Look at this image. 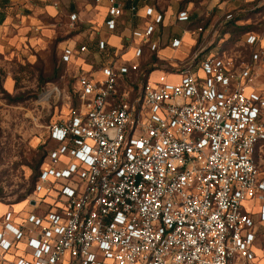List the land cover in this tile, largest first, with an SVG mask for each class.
I'll use <instances>...</instances> for the list:
<instances>
[{"label":"built area","instance_id":"built-area-1","mask_svg":"<svg viewBox=\"0 0 264 264\" xmlns=\"http://www.w3.org/2000/svg\"><path fill=\"white\" fill-rule=\"evenodd\" d=\"M109 4L104 25L114 32L125 0ZM136 12L131 5V20ZM146 16L124 47H133L136 60L146 45L157 50L150 38L163 16L151 7ZM188 18L187 11L177 15ZM215 37L220 28L208 34V49L219 46ZM262 39L245 35L248 60L237 52L203 54L202 46L189 68L182 69L187 61L156 80L149 75L138 95L119 86L137 63L107 64L101 81L78 76L76 106L68 91L48 83L43 97L65 101L69 112L48 125L53 148L30 197L48 209L28 217L40 230L28 238L32 260L16 264H255V214L264 221V174L255 160L264 144ZM106 46L99 39L98 48ZM76 52L65 46L62 59L69 63ZM252 201L259 207L245 211ZM7 246L2 239V253Z\"/></svg>","mask_w":264,"mask_h":264},{"label":"rangeland","instance_id":"rangeland-1","mask_svg":"<svg viewBox=\"0 0 264 264\" xmlns=\"http://www.w3.org/2000/svg\"><path fill=\"white\" fill-rule=\"evenodd\" d=\"M58 3L54 8L49 0H19L17 8L11 10L0 26V203L11 206L23 202L17 209L26 212L33 210L24 203L32 196L24 195L32 185L33 168L53 147L48 125L66 118L69 112L68 103L55 98L47 100L42 95L43 89L53 83L74 93L76 79L83 74L82 60L92 66L85 76L92 74L95 78H91L96 80L102 70V65L96 62L100 55L93 52L96 41L103 35L100 15L84 0H58ZM74 13L78 18L72 20ZM242 23H245L243 29L232 28L229 32L231 42L227 48L228 52L241 53L248 60L252 49L243 46L244 36L253 31L263 38L264 19L251 18ZM67 44L77 49L83 45L88 47L89 53L77 59L80 69L75 68V64L62 62V49ZM129 51L126 47L117 57L111 54V58L119 60ZM212 51L216 53L219 49L214 47ZM150 52L148 57L157 56V50ZM261 55L264 58V52ZM145 61L140 57L133 62L138 64L137 69H131L129 75L120 80L121 90L129 89L133 95L140 93ZM187 61H165L166 64L153 68L151 80H156L168 65L182 68ZM177 79V73L170 76L172 81ZM256 159L264 171V144L258 148ZM253 204L258 207L257 203Z\"/></svg>","mask_w":264,"mask_h":264},{"label":"crops","instance_id":"crops-1","mask_svg":"<svg viewBox=\"0 0 264 264\" xmlns=\"http://www.w3.org/2000/svg\"><path fill=\"white\" fill-rule=\"evenodd\" d=\"M18 1L19 0H0V10L4 5L6 18L9 14H11V10L17 8L16 4ZM49 1L55 8L52 3L53 1L58 2V0ZM84 1H86L88 4L87 6L99 14L102 19V25L100 26L103 27V35H101L99 39H104L107 42L106 50H109V54L101 55V50L97 45L96 52H94L100 55V59L96 62L102 65V69L107 64H115L117 66L123 63H133L136 61L135 50L133 47H127V49L131 51L124 54V56H122L119 60L117 58L114 59L111 57L113 54L115 57H117L119 51L124 49L126 45H129L132 29H140L144 27L146 22L150 20V18L146 16V11L149 7L153 8L155 14L159 13L163 16V22L158 25L150 38V44H157L156 54L159 60L158 63L174 61L175 59L180 61H185L186 59L189 60L188 58L192 55V52L196 49V47H208V34L210 33L211 29L218 28L217 25L222 19L225 18L226 14L232 12L235 9H237V11L241 14L240 20L236 22L239 26H243L245 23L242 22H245L251 18L264 19V0H211L209 4L210 9L217 5V8L213 13H209L205 10L208 0H125L126 7L122 17L120 18L119 27L116 31L111 32L104 25V21L108 15V8L110 5L109 0H102L100 2H97L96 0ZM131 5L137 6V12L132 20L129 17V9ZM180 11H187L191 17L190 20L178 21L177 15ZM198 19L201 21H197ZM5 20L3 24L5 23ZM204 22L206 26H204ZM3 24H0V26ZM173 28L175 30H172ZM201 30L204 32L199 34ZM248 33L256 32H246V34ZM229 38V32L222 34L220 39L215 37L216 40H220L219 46H217V48L219 50H222V48L227 49L226 46ZM174 39H179L181 41L179 47H172V41ZM209 39H211V36ZM261 41L263 44L264 40L262 39ZM139 43V39L132 42L133 45ZM65 46L75 48L69 44ZM75 49L77 52L74 53L72 60L69 63L75 64V68L80 69V67L76 65L78 64L76 63L77 59H79V55L89 53V50H87L85 53H81L79 49ZM150 51H152L150 45H146L143 49L141 58L146 60L145 63L151 59L150 56L148 57V54L151 53ZM176 52H180V54L177 55ZM125 58H128V60L133 59V61L124 60ZM80 65L82 66V75H89L90 71L88 70L92 67L91 64L82 60ZM156 65L157 63L154 64V67H156ZM153 72L154 71H152V73ZM152 73L150 74L151 76ZM93 76L94 75L90 74V77ZM96 78L97 79L95 81H101L104 78L102 70L97 73ZM255 160L258 164L259 162L257 159ZM258 166L260 172L264 174V171L261 169L259 164ZM21 203L23 202H18L12 204L11 206L0 203V241L2 239H7L8 241V246L6 247L4 253H2L0 249V264H16L20 259H25L28 261L32 260V250L28 246V238L29 236H32L33 233H38L40 229L39 227L35 226L34 223L29 222L28 217L32 214L43 217L48 208L47 205H40L39 203H35L32 199H28L27 201H24V203L30 205L33 210L26 212L25 210L17 209ZM253 203H257V201L245 203L244 210L246 211L253 209L255 205ZM257 205L259 207V203H257ZM254 219L256 223L255 228L257 230V239L254 244V251L256 254L255 264H264V221H260L257 216H254ZM259 224L261 225L260 227L258 226ZM11 225L23 231L25 233V237L21 240H17L14 234L8 229V227Z\"/></svg>","mask_w":264,"mask_h":264},{"label":"trees","instance_id":"trees-1","mask_svg":"<svg viewBox=\"0 0 264 264\" xmlns=\"http://www.w3.org/2000/svg\"><path fill=\"white\" fill-rule=\"evenodd\" d=\"M210 2H211V0H208V2H207V4H206V6H205V10L207 11V12H209V13H213L214 11H215V9L217 8V5L216 6H214L212 9H210L209 8V4H210ZM125 7H126V5H125ZM2 9L0 10V24H3V22H4V20L6 19V11H5V6L3 5L2 7H1ZM263 8V7H262ZM252 10V9H251ZM229 13H231L232 14V18L231 19H229V20H225V18L224 19H222L220 22H219V24L217 25V27L218 28H220V37H222V34H224V33H226V32H230L231 31V29L232 28H239V29H243V26L241 27V26H239L236 22L238 21V20H240V16H241V14L237 11V9H235V10H233L232 12H229ZM229 13H227L226 15H228ZM189 15V14H188ZM226 17V16H225ZM190 15H189V18H188V21L190 20ZM200 19H198L197 21H199ZM201 21V20H200ZM208 23H209V20H208ZM204 24V26H206L205 25V22L203 23ZM204 31H200V33L199 34H201V33H203ZM220 37H218V38H220ZM201 38V37H200ZM230 39L228 40V43H227V46H228V44H230ZM243 44V43H242ZM96 45L98 46V41H96ZM213 46H215V44L213 45ZM227 46H226V48H227ZM243 46H245L244 44H243ZM246 48L248 47V46H245ZM88 48V47H87ZM200 47H196V49L194 50V51H196V50H198ZM214 47H209V49H208V47H207V49L203 52V54H207L208 53V51H210V50H212ZM251 48V47H250ZM252 49V48H251ZM63 50V49H62ZM227 51V50H229L228 48L227 49H223L222 48V50H219L220 51V53H222L223 51ZM156 51V50H155ZM193 51V52H194ZM93 52H96V50L95 51H93ZM109 52V50H106V49H104V50H102L101 51V55H104V54H109L108 53ZM192 52V53H193ZM111 54V53H110ZM241 54V53H240ZM242 55V54H241ZM155 56V55H154ZM62 58V57H61ZM158 57L157 56H155V57H153V55L151 56V59L148 61V62H146V66L144 67V69H143V74H144V83H146L147 82V79H148V77H149V75L152 73V71H154V69L155 68H157V66H159L160 64H166L165 62H163V63H158ZM62 62L63 63H66L63 59H62ZM155 63H157V65H156V67H153L154 66V64ZM192 65V62H190V61H188L187 62V65L185 66V67H183L182 69L184 70V69H187V68H189L190 66ZM154 68V69H153ZM169 69H175V68H172L170 65H168V68H167V70H169ZM177 69H179V68H177ZM177 69H175V70H177ZM124 77H127V76H124ZM70 95L72 96V99H74L73 101H72V105L73 106H76L77 104H78V102H77V98H76V94H75V92L74 93H70ZM51 123V122H50ZM49 140H50V137H49ZM50 142H51V140H50ZM52 143V142H51ZM53 148V147H52ZM51 148V149H52ZM50 150V149H49ZM48 150V151H49ZM48 151L44 154V157H43V160L42 161H39L38 162V164L33 168L34 169V176H33V180H32V185H31V187H30V189L28 190V192L26 193V195H24L25 197L26 196H29V195H33V192H34V190H35V186H36V183H37V180H38V177H39V174H40V170H41V168H42V165L44 164V161H45V158H46V156H47V154H48ZM29 197H31V196H29ZM30 199V198H29Z\"/></svg>","mask_w":264,"mask_h":264},{"label":"water","instance_id":"water-1","mask_svg":"<svg viewBox=\"0 0 264 264\" xmlns=\"http://www.w3.org/2000/svg\"><path fill=\"white\" fill-rule=\"evenodd\" d=\"M108 134H109V136L111 135V133H110V132H109Z\"/></svg>","mask_w":264,"mask_h":264}]
</instances>
